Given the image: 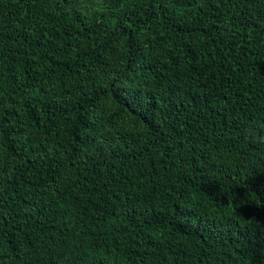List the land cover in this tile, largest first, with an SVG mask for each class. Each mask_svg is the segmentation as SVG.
I'll list each match as a JSON object with an SVG mask.
<instances>
[{"label": "trees", "instance_id": "trees-1", "mask_svg": "<svg viewBox=\"0 0 264 264\" xmlns=\"http://www.w3.org/2000/svg\"><path fill=\"white\" fill-rule=\"evenodd\" d=\"M264 0H0V264H264Z\"/></svg>", "mask_w": 264, "mask_h": 264}, {"label": "clouds", "instance_id": "clouds-1", "mask_svg": "<svg viewBox=\"0 0 264 264\" xmlns=\"http://www.w3.org/2000/svg\"><path fill=\"white\" fill-rule=\"evenodd\" d=\"M260 142H261V143H264V138H261Z\"/></svg>", "mask_w": 264, "mask_h": 264}]
</instances>
